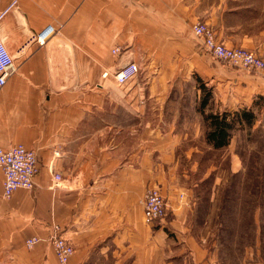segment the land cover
Segmentation results:
<instances>
[{
	"label": "crops",
	"instance_id": "obj_1",
	"mask_svg": "<svg viewBox=\"0 0 264 264\" xmlns=\"http://www.w3.org/2000/svg\"><path fill=\"white\" fill-rule=\"evenodd\" d=\"M198 22L264 59V0H0L14 56L0 145L34 150L39 168L34 187L9 199L0 169V264H56V230L75 249L72 264H264V206L250 185L248 200L235 198L204 119H183L171 87L158 86L199 75L225 108L264 101V77L212 57L193 34ZM131 62L139 73L118 85L113 74ZM232 155L234 177L246 167ZM149 187L167 205L154 223L142 204Z\"/></svg>",
	"mask_w": 264,
	"mask_h": 264
},
{
	"label": "built area",
	"instance_id": "obj_2",
	"mask_svg": "<svg viewBox=\"0 0 264 264\" xmlns=\"http://www.w3.org/2000/svg\"><path fill=\"white\" fill-rule=\"evenodd\" d=\"M192 31L197 38L202 40L204 50L215 59L234 67L258 71L264 77L263 58L241 47L225 46L216 39L212 29L205 23H195ZM53 32L52 26L47 27L37 35L38 42L44 44ZM112 52L117 55L120 54L121 49L115 48ZM13 66L14 56L0 35V89L6 84L8 75L13 71ZM138 73L139 66L131 62L113 75L117 84L122 86L137 76ZM108 76V71L103 73L104 78ZM0 169L4 172L3 196L6 199L11 198L14 192L19 189L31 190L34 187V178L39 171L36 152L23 144H17L7 149L0 145ZM56 178L59 179L60 176L57 175ZM142 204L147 223H154L166 216V200L158 188H147ZM50 240L57 258L56 264H72L71 259L75 249L61 235L59 230L54 232ZM38 242H40L38 237L30 238L27 241V246L32 248Z\"/></svg>",
	"mask_w": 264,
	"mask_h": 264
},
{
	"label": "rangeland",
	"instance_id": "obj_3",
	"mask_svg": "<svg viewBox=\"0 0 264 264\" xmlns=\"http://www.w3.org/2000/svg\"><path fill=\"white\" fill-rule=\"evenodd\" d=\"M158 86L171 87L173 92L170 98L174 104L181 106L183 119L195 121L203 118L201 104L208 91H211L212 94L204 109L206 114L241 109H250L255 113L254 124L252 126L236 125L230 146L220 151V179L222 183L235 182L236 199L245 198L248 200L250 185L253 205L264 206V101L255 99L250 107L227 106L225 108L223 101L215 93L214 87L209 82L202 80L199 75L181 76L171 81H161V85ZM205 129H207L206 125ZM234 153L241 157L246 171L239 172L232 177L229 173L228 161ZM244 187H246V195L243 197Z\"/></svg>",
	"mask_w": 264,
	"mask_h": 264
},
{
	"label": "trees",
	"instance_id": "obj_4",
	"mask_svg": "<svg viewBox=\"0 0 264 264\" xmlns=\"http://www.w3.org/2000/svg\"><path fill=\"white\" fill-rule=\"evenodd\" d=\"M211 91L203 97L201 114L207 124L206 142L216 150H224L230 146L236 125L252 126L256 120L255 113L250 109L205 113Z\"/></svg>",
	"mask_w": 264,
	"mask_h": 264
}]
</instances>
